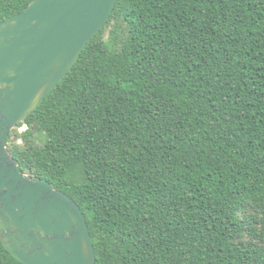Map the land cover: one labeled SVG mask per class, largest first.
<instances>
[{"label":"trees","instance_id":"obj_1","mask_svg":"<svg viewBox=\"0 0 264 264\" xmlns=\"http://www.w3.org/2000/svg\"><path fill=\"white\" fill-rule=\"evenodd\" d=\"M8 146L96 264H264V0H117ZM0 264H24L1 239Z\"/></svg>","mask_w":264,"mask_h":264},{"label":"water","instance_id":"obj_2","mask_svg":"<svg viewBox=\"0 0 264 264\" xmlns=\"http://www.w3.org/2000/svg\"><path fill=\"white\" fill-rule=\"evenodd\" d=\"M116 3L32 0L0 22V239L24 264H96L81 206L25 172L8 137L73 69Z\"/></svg>","mask_w":264,"mask_h":264},{"label":"rangeland","instance_id":"obj_3","mask_svg":"<svg viewBox=\"0 0 264 264\" xmlns=\"http://www.w3.org/2000/svg\"><path fill=\"white\" fill-rule=\"evenodd\" d=\"M17 130H18V132L20 133V132H23L24 130H26L27 129V125H23V126H20V127H18V128H16ZM17 142H22V140L21 139H17Z\"/></svg>","mask_w":264,"mask_h":264}]
</instances>
